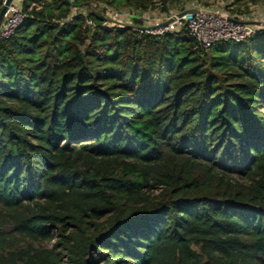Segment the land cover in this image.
<instances>
[{"label":"trees","instance_id":"trees-1","mask_svg":"<svg viewBox=\"0 0 264 264\" xmlns=\"http://www.w3.org/2000/svg\"><path fill=\"white\" fill-rule=\"evenodd\" d=\"M91 1L0 39V264H264V28L194 48Z\"/></svg>","mask_w":264,"mask_h":264},{"label":"built area","instance_id":"built-area-1","mask_svg":"<svg viewBox=\"0 0 264 264\" xmlns=\"http://www.w3.org/2000/svg\"><path fill=\"white\" fill-rule=\"evenodd\" d=\"M186 9H196L197 11L184 13L180 16H177V13L180 11H176L156 19L155 16L147 11L137 14L131 8H109L107 10V16L110 23L107 22L106 19L104 23L107 26L116 27L132 25L135 28L150 34H161L166 31H177L182 29L192 39L194 48L201 49H207L218 41H243L258 29L253 23L217 11L204 10L195 7ZM21 17L22 15L19 12L18 7L10 2L6 7L0 23V39L6 38L12 33ZM164 21H168V23L161 27L158 26ZM90 24L91 22L89 20L85 21L86 26ZM139 27L146 28L140 29Z\"/></svg>","mask_w":264,"mask_h":264},{"label":"rangeland","instance_id":"rangeland-1","mask_svg":"<svg viewBox=\"0 0 264 264\" xmlns=\"http://www.w3.org/2000/svg\"><path fill=\"white\" fill-rule=\"evenodd\" d=\"M180 5L173 6L169 8L167 12H160L158 9V5L154 4L153 7H147L146 9H133L137 14L140 12L147 11L151 15L155 16L156 19L162 17L168 13L178 11L180 6H184V9L195 7L201 8L204 10H213L222 14L231 15L233 17L240 18L246 22L253 23L258 28H264V0H257L255 2H251L248 0H179ZM13 5L17 7L19 0H11ZM109 7L104 6L101 2L97 0L91 1V3L85 8H82V11L90 10L97 12L101 17L106 19L107 22L110 23L108 18L107 10ZM183 9V10H184ZM106 22V23H107ZM110 25V24H109ZM43 245H50V241H42Z\"/></svg>","mask_w":264,"mask_h":264},{"label":"water","instance_id":"water-1","mask_svg":"<svg viewBox=\"0 0 264 264\" xmlns=\"http://www.w3.org/2000/svg\"><path fill=\"white\" fill-rule=\"evenodd\" d=\"M11 0H3L2 3H1V6H0V23L2 21V18H3V15L5 13V10H6V7L7 5L10 3ZM197 10L196 9H185V10H182L180 12L177 13V16H180L184 13H191V12H196ZM168 23V21H164L162 23H160L158 26H164ZM140 29H144L146 27H139Z\"/></svg>","mask_w":264,"mask_h":264}]
</instances>
